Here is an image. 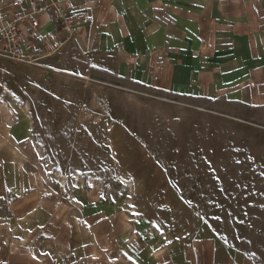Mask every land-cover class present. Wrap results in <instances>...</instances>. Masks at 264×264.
<instances>
[{
	"label": "rangeland",
	"instance_id": "obj_1",
	"mask_svg": "<svg viewBox=\"0 0 264 264\" xmlns=\"http://www.w3.org/2000/svg\"><path fill=\"white\" fill-rule=\"evenodd\" d=\"M150 100L152 107L145 106ZM171 101L163 109L158 92L72 42L37 62L1 58L0 132L10 134L0 170L12 159L35 172L40 195L70 202L71 226L84 241H93L86 232L103 233L105 257L118 255L133 236H147L145 226L154 225L138 218L143 208L154 207L150 201L159 191L168 225L193 224L202 234L256 254L264 247V235H256L262 231L257 218L264 203L255 202L261 195L234 200L239 163L264 161V107ZM143 146L163 160L169 186H131L129 170L139 179L145 173L141 157L136 156L140 163L132 160ZM10 207L0 211L10 215ZM62 227L61 221L47 229L53 235ZM40 244L46 249L47 238Z\"/></svg>",
	"mask_w": 264,
	"mask_h": 264
},
{
	"label": "crops",
	"instance_id": "obj_2",
	"mask_svg": "<svg viewBox=\"0 0 264 264\" xmlns=\"http://www.w3.org/2000/svg\"><path fill=\"white\" fill-rule=\"evenodd\" d=\"M73 1L74 8L93 16L94 22L80 27L66 43L72 42L90 58L158 92L163 109L171 99L187 105L186 98L215 107H264V0ZM0 8L12 15L15 0H0ZM39 20L41 33H57L56 19L44 13ZM58 38L64 40L63 35ZM146 105L153 104L150 100ZM8 133L0 132V154L8 153ZM140 134L148 137L147 131ZM160 134L163 137V131ZM151 150L143 146L132 153L136 163H140L136 156L141 157L145 173L139 179L138 173L129 170L131 186H169V179L163 177L167 168ZM1 166L0 210L15 204L10 215L0 211V264H264V247L253 254L243 245L202 234L193 224L168 225L163 221L160 191L150 201L154 207L143 208L138 218L154 225L145 226L142 235L147 236H133L118 255L105 257L103 233L86 232L93 237L87 243L81 231L71 226L70 202L40 195L38 175L26 172L12 159H5ZM239 167L238 199L234 201L245 203V197L261 195L255 202L263 204L264 161L240 162ZM39 215L44 222L36 220ZM257 219H261L258 228L262 231L256 235H264V212ZM61 221L62 231L52 235L47 227ZM43 238H47L46 249L40 244Z\"/></svg>",
	"mask_w": 264,
	"mask_h": 264
},
{
	"label": "built area",
	"instance_id": "obj_3",
	"mask_svg": "<svg viewBox=\"0 0 264 264\" xmlns=\"http://www.w3.org/2000/svg\"><path fill=\"white\" fill-rule=\"evenodd\" d=\"M15 6L10 16L0 8V59L37 62L62 48L80 27L94 22L93 16L74 8L73 0H15ZM44 13L57 20L56 34L40 32L39 17Z\"/></svg>",
	"mask_w": 264,
	"mask_h": 264
}]
</instances>
